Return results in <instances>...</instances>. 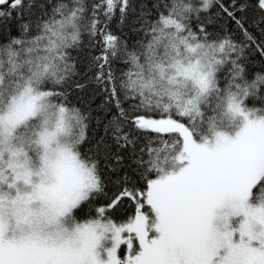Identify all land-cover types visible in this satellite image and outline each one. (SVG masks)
<instances>
[{
    "label": "snow or ice",
    "instance_id": "snow-or-ice-1",
    "mask_svg": "<svg viewBox=\"0 0 264 264\" xmlns=\"http://www.w3.org/2000/svg\"><path fill=\"white\" fill-rule=\"evenodd\" d=\"M0 264H264V0H0Z\"/></svg>",
    "mask_w": 264,
    "mask_h": 264
}]
</instances>
